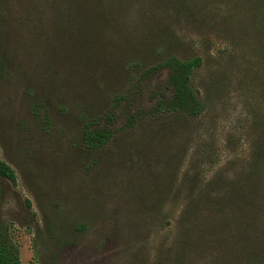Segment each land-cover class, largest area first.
I'll use <instances>...</instances> for the list:
<instances>
[{
	"label": "rangeland",
	"instance_id": "obj_1",
	"mask_svg": "<svg viewBox=\"0 0 264 264\" xmlns=\"http://www.w3.org/2000/svg\"><path fill=\"white\" fill-rule=\"evenodd\" d=\"M238 10L230 0H0V159L16 173L0 177V229L22 264H175L187 207L172 195L164 205L166 182L195 176L200 152L249 121L254 55L226 21ZM170 55L204 60L192 81L202 137L180 116L128 123L132 107L146 117L171 94L166 70L146 74ZM118 95L113 138L92 151L85 124Z\"/></svg>",
	"mask_w": 264,
	"mask_h": 264
},
{
	"label": "trees",
	"instance_id": "obj_2",
	"mask_svg": "<svg viewBox=\"0 0 264 264\" xmlns=\"http://www.w3.org/2000/svg\"><path fill=\"white\" fill-rule=\"evenodd\" d=\"M230 1L241 12V19L230 16L226 21L230 28L240 25L238 33L247 35L249 40L244 41L245 46L254 55L246 58L244 64L249 121L229 132L220 147L212 142L200 152L202 161L198 160L199 171L195 176L187 179L178 176L174 187L172 182H166L164 205L172 195L175 201H186L187 207L179 225L175 264H264V226L258 222L264 216V0ZM175 4L179 11L184 9L181 2ZM121 7L115 2L114 12ZM147 7L145 2L138 3L136 11L145 14ZM253 33L257 34L255 44ZM155 63L146 74L166 70V86L171 94L159 98L146 117L132 107L128 118L130 127L143 118L157 120L162 115L180 116L185 121L190 120L198 138L202 137L206 105L198 98L192 81L204 60L199 55L188 59L170 55ZM3 70L0 61V76ZM126 99L124 95L116 96L106 115L85 124L84 143L90 150L98 151L109 144L114 135L111 124ZM42 117L48 120L46 115ZM184 154L186 151L178 153L181 157ZM221 162L224 166L214 170ZM0 177L12 183L16 181L14 169L1 159ZM164 215L165 223L170 224L172 218L168 213ZM4 234L0 229V264H22L17 249Z\"/></svg>",
	"mask_w": 264,
	"mask_h": 264
}]
</instances>
